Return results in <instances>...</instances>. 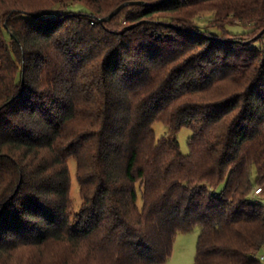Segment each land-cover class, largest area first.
<instances>
[{"label":"trees","instance_id":"1","mask_svg":"<svg viewBox=\"0 0 264 264\" xmlns=\"http://www.w3.org/2000/svg\"><path fill=\"white\" fill-rule=\"evenodd\" d=\"M125 1L0 0V264H261L264 0Z\"/></svg>","mask_w":264,"mask_h":264},{"label":"rangeland","instance_id":"2","mask_svg":"<svg viewBox=\"0 0 264 264\" xmlns=\"http://www.w3.org/2000/svg\"><path fill=\"white\" fill-rule=\"evenodd\" d=\"M83 8L84 6L81 5ZM78 5V7H81ZM73 9H78L76 6L72 7ZM206 14V13H205ZM204 14V15H205ZM207 17H210L207 15ZM200 20V22H203V20ZM208 20V19H207ZM231 32L237 33L244 30V27L240 24H232L228 25L227 27ZM153 128L155 131L156 138H159L161 136H167L169 134L168 127L158 121L153 124ZM192 131L188 127H182L177 131V140L180 145V149L183 153H186L188 150L187 147V140L188 137L191 135ZM70 168L72 173H74L75 169V162L73 159L69 160ZM73 182L71 186V197L74 201L75 208L77 209L78 204L80 202L79 194H78V186L74 179V176H72ZM253 178H255V175L253 174ZM218 190L221 189V186L217 188ZM252 195V194H251ZM252 199L254 201H260L264 202V184H263V191L258 195H252ZM199 234V226H195L192 230L187 232H179L175 236V240L173 243V248L171 255L168 257V259L165 262L157 263V264H192L194 260L195 250H196V240L197 236ZM264 255V250L260 252V255ZM261 264H264V258L261 260Z\"/></svg>","mask_w":264,"mask_h":264},{"label":"water","instance_id":"3","mask_svg":"<svg viewBox=\"0 0 264 264\" xmlns=\"http://www.w3.org/2000/svg\"><path fill=\"white\" fill-rule=\"evenodd\" d=\"M148 4V2L147 1H145V0H127V1H125V2H123V3H121L120 5H118L115 9H113L108 15H106V16H103V17H101V18H99V21L100 22H104V21H106V20H109L113 15H115L123 6H125V5H127V4ZM144 21H146V19H142V20H139L138 22H136V23H132V24H129V25H127L126 26V28L127 29H130V28H132V27H134L135 25H137V24H140V23H142V22H144ZM262 32H264V28H262L261 30H260V32L257 34V36L258 35H260Z\"/></svg>","mask_w":264,"mask_h":264},{"label":"built area","instance_id":"4","mask_svg":"<svg viewBox=\"0 0 264 264\" xmlns=\"http://www.w3.org/2000/svg\"><path fill=\"white\" fill-rule=\"evenodd\" d=\"M261 191H262V187L258 186V187H256V188L253 190V194H254V195L259 194V193H261ZM263 248H264V244H263ZM260 258H263V254L260 255Z\"/></svg>","mask_w":264,"mask_h":264}]
</instances>
